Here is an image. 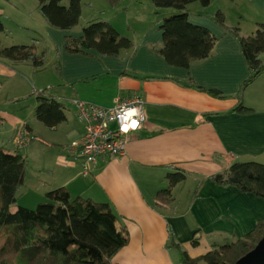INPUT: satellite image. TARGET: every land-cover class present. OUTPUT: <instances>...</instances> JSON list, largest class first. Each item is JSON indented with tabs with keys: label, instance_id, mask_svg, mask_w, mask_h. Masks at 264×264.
<instances>
[{
	"label": "crops",
	"instance_id": "obj_1",
	"mask_svg": "<svg viewBox=\"0 0 264 264\" xmlns=\"http://www.w3.org/2000/svg\"><path fill=\"white\" fill-rule=\"evenodd\" d=\"M9 1L21 22H15L18 33L2 22L1 47L35 44L39 53H46L45 65L38 70L0 58V148L36 161L34 180L27 186L25 181L17 192L28 188L34 202L22 206L17 199L11 212L17 206L44 202L45 195L58 188H65L72 199L108 203L129 234L113 264H179L177 250L168 247L170 239L196 258L239 240L264 218L263 198L211 179L233 163L264 165V74L243 92L242 102L251 112L232 111L249 69L238 40L229 31L238 28L240 32L241 18L237 16L231 25L228 22L237 5L247 4L264 13V0H215V12L207 17L200 3L188 5L189 22L207 28L217 39L211 56L188 68L169 65L159 53L163 47L160 26L175 12L156 9L151 1L161 18L153 25L148 18L136 21L143 26L137 33L131 30L132 34H120L117 22L105 16L109 10L125 16L129 29L133 20L128 16V0H81L79 23L67 31L47 24L37 0ZM85 10L96 16L81 23ZM218 12L224 16L225 28L215 20ZM5 13L0 6V16ZM99 21L108 22L127 38L131 49L116 57L64 51L67 36L79 37L83 27ZM258 21L256 26L264 24ZM44 89H48L45 97L65 109V120L51 128L35 117L37 93ZM55 89L58 94H51ZM134 96L143 102V128L131 137L124 155L104 158L87 176L82 175L84 159L67 150L84 134L74 101L111 107L117 98ZM22 133L29 141L19 154L14 139ZM178 170L185 173V180L171 190L169 201H159L158 192L168 186L167 174ZM198 236L194 247L191 241Z\"/></svg>",
	"mask_w": 264,
	"mask_h": 264
},
{
	"label": "trees",
	"instance_id": "obj_2",
	"mask_svg": "<svg viewBox=\"0 0 264 264\" xmlns=\"http://www.w3.org/2000/svg\"><path fill=\"white\" fill-rule=\"evenodd\" d=\"M39 12L47 24L61 31L75 27L81 17V0H37ZM156 9H171L175 13L163 19L160 26L163 47L159 51L172 66L188 68L191 63L211 56L216 38L205 27L189 22L187 6L198 2L203 8L211 0H150ZM217 24L225 28L222 13L215 15ZM5 31L0 21V35ZM238 40L249 69L237 93V106L232 110L249 113L243 105L242 92L264 74L259 57L264 54V24H258L253 36L243 37L238 28L229 30ZM131 42L106 21L91 22L83 27L79 37L67 36L64 51L68 54H89L95 51L102 57H116L123 50L131 49ZM45 51L38 52L35 44L1 47L0 58L13 63H28L35 69L45 65ZM48 89L36 97V119L47 127H55L65 120L64 106L51 97ZM206 93L216 97V91ZM26 159L0 148V264L10 258L17 264H113V257L127 245L129 234L121 226L108 203H96L82 197L71 198L65 188L48 192L44 202L34 209L17 206L16 193L23 185ZM212 181L220 186H233L240 193L253 194L264 199V165L256 162L233 163ZM168 186L158 192L159 201L167 202L171 190L185 180L183 171L167 174ZM264 235V218L239 240L220 246L217 250L192 258L179 244L169 237V248L177 250L179 264H234L250 251ZM170 236V235H169ZM196 247L199 236L191 241Z\"/></svg>",
	"mask_w": 264,
	"mask_h": 264
},
{
	"label": "built area",
	"instance_id": "obj_3",
	"mask_svg": "<svg viewBox=\"0 0 264 264\" xmlns=\"http://www.w3.org/2000/svg\"><path fill=\"white\" fill-rule=\"evenodd\" d=\"M77 119L84 125L82 137L67 147V150L84 159L82 175L104 158L121 157L133 135L145 123L143 102L138 96L129 100L116 99L113 106L102 107L89 102L74 101ZM24 133L14 139L21 149L28 143Z\"/></svg>",
	"mask_w": 264,
	"mask_h": 264
},
{
	"label": "rangeland",
	"instance_id": "obj_4",
	"mask_svg": "<svg viewBox=\"0 0 264 264\" xmlns=\"http://www.w3.org/2000/svg\"><path fill=\"white\" fill-rule=\"evenodd\" d=\"M147 1H149V2H147ZM147 1H145V0H131V1L128 0L127 1L129 4L131 3L128 7V13H129L128 16L131 17L133 20V21H131V23L129 25L130 26L129 29L127 28V24L125 23V16H121L119 14H114L113 10L107 11L105 16L107 17L108 20L113 19V20H115L114 22H117L114 24H116L118 26L120 34H125V32H129V34H132L131 33L132 31H135L137 33L138 31L141 30L143 23L136 22V21H143L145 18H148L149 22H152L150 24L153 25L154 22L158 18L160 19L162 16V14L161 15L155 14L153 6H152V4H150V0H147ZM139 2H141V3H139ZM0 3H1L0 6H3L7 10V13H5L4 17L0 16V21L3 22L4 25H6L9 28V30H11V31L13 30L14 32L18 33L19 28H18V26L15 25V22L17 23V22H21V21H18L20 19H18L17 13L13 12V10L10 8V1L9 0H0ZM216 5H217L216 1L212 0L210 6L203 8V14H205L206 17H207V15L211 16V14H213L215 12ZM160 11L163 13L164 10H160ZM229 13H231L230 10H229ZM123 15H125V14H123ZM135 15H138V16L136 17ZM232 15L233 16H230V19L228 20V22L231 25L232 23H230V21H232V20L235 21L237 16H239L241 18V20H240L241 23H240V27H239L240 28L239 34H240V36H243V37L253 36L256 29H257L256 24H257V22H259L258 20H264V13H260V11L258 9H254V8L251 9L247 4L241 5V6L237 5V7L235 8L234 13ZM95 16H96V13L91 12L89 10H85L83 17L81 18V23L85 22V20H88V18L95 17ZM232 26H234V25H232ZM260 58L264 64V54L261 55ZM244 90H245V88H244ZM244 90H243V92H244ZM56 92H57L56 89L51 90V94H56ZM243 92H242V97H243ZM57 94H58V92H57ZM25 105H27V104H25ZM18 153L23 154L24 153L23 149L22 148L19 149ZM35 162L36 161L34 158H28L26 160L25 178H24V182L26 181V183H27L26 186L35 178L34 177V175H35V173H34ZM16 195H17V193H16ZM17 199H18V203L21 204L22 206H31L29 204L34 202V198L29 193L28 188H27V190L24 191V193L22 190V194L17 195L16 202H17ZM38 204L39 203H36L35 205H33V207H28V208H35ZM219 247L220 246L215 247L211 251L217 250ZM184 250H186V249H184ZM8 264H17V263L15 260L10 258V261H8ZM199 264H203V263H199Z\"/></svg>",
	"mask_w": 264,
	"mask_h": 264
},
{
	"label": "water",
	"instance_id": "obj_5",
	"mask_svg": "<svg viewBox=\"0 0 264 264\" xmlns=\"http://www.w3.org/2000/svg\"><path fill=\"white\" fill-rule=\"evenodd\" d=\"M234 264H264V235L255 246Z\"/></svg>",
	"mask_w": 264,
	"mask_h": 264
}]
</instances>
